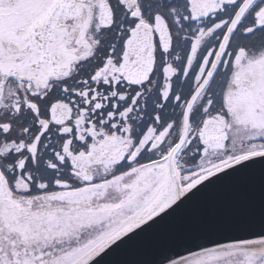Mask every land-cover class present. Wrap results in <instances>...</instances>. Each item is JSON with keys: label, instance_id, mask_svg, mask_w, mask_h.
Listing matches in <instances>:
<instances>
[{"label": "snow or ice", "instance_id": "snow-or-ice-1", "mask_svg": "<svg viewBox=\"0 0 264 264\" xmlns=\"http://www.w3.org/2000/svg\"><path fill=\"white\" fill-rule=\"evenodd\" d=\"M257 166L161 264H264V0H0V264H92Z\"/></svg>", "mask_w": 264, "mask_h": 264}, {"label": "water", "instance_id": "water-1", "mask_svg": "<svg viewBox=\"0 0 264 264\" xmlns=\"http://www.w3.org/2000/svg\"><path fill=\"white\" fill-rule=\"evenodd\" d=\"M261 169L241 173L226 181L212 184L188 199L178 209L156 217L149 224L118 241L92 264H161L171 251H182L184 241L197 233L207 220L220 214L240 199L259 203L261 196ZM195 191V190H194ZM189 196L192 193L188 194ZM184 199H187L185 197ZM182 203V202H181ZM231 235L222 233L221 236Z\"/></svg>", "mask_w": 264, "mask_h": 264}]
</instances>
